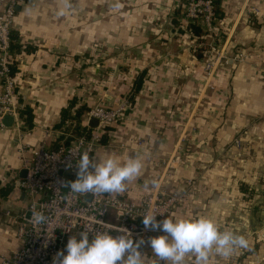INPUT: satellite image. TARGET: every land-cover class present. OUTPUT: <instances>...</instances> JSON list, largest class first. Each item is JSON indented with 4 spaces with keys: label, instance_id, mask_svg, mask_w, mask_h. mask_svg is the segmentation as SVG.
Masks as SVG:
<instances>
[{
    "label": "crops",
    "instance_id": "obj_1",
    "mask_svg": "<svg viewBox=\"0 0 264 264\" xmlns=\"http://www.w3.org/2000/svg\"><path fill=\"white\" fill-rule=\"evenodd\" d=\"M71 3L70 0H24L23 6L16 13L17 20L13 29L16 44L19 45V49L15 51L16 93L20 105L25 104L32 109L33 118L29 127L22 124V121L18 122V126H0V191L1 188L6 189L3 194L0 192V261L3 257L11 256L22 244L16 235L13 221L15 216L25 210L27 200L16 182L20 170L25 168L24 160H29L31 155L29 152L20 155L19 141L38 145L42 140L48 141L54 135L59 136L63 133L57 127L61 120V110L67 108L73 99L76 103L70 107L71 112L88 101L84 96L83 85L85 77H88L83 72L85 61L82 56H78L87 51V48L77 51L78 45L73 44L74 30L68 23L74 18L69 6ZM146 3L150 2H144ZM219 8L223 14L222 19H218V24L224 30L222 49L237 28L226 49L233 52L239 46L252 53L240 68L230 63L218 74L216 83H223V98L228 96L226 103L230 104L221 108H206L203 111L205 118L201 120V113H195L186 138L176 139L178 133L185 130L184 121L193 111L184 117L186 114L181 109L189 102L183 101L187 99L185 95L191 94L184 89V75L192 76L191 69L185 72L186 62L180 48L166 39L162 45H137L136 49L144 48L141 51L145 53V60L141 65L144 70L136 74L133 82H128L134 84L136 80H140L139 88L132 89L135 95L132 112L124 125L114 130L113 135H108L107 143L114 144L116 150H111L105 144L97 149L94 156L97 159L118 157L122 163L130 157H141V174L127 184L124 192L113 193L114 196L142 200L159 185L168 192L182 187L188 178L195 179L192 192L185 194L183 203L170 216L176 219L205 216L213 219L216 224L223 217L222 214L229 215L228 212L233 207L231 183L234 172L226 162L228 167L219 168L215 164L217 148H226L236 128L240 129L239 123L233 118L232 96L235 103L240 104L243 115L241 125H246L244 132L247 139L251 140L247 143L248 148L257 150L264 145V124L249 125L252 117L264 114V0H220ZM254 9L257 14L253 12ZM80 14L90 17L89 13ZM170 23L175 24L177 20L171 19ZM228 28L230 31L226 32ZM131 30L137 31V28ZM169 48L177 50L174 58L161 59L160 57L167 56L165 54H168ZM141 51L136 50L130 66L134 67L142 62L137 59L142 58ZM155 55L160 59L154 60ZM76 66L80 67L79 71L74 70ZM74 71L78 73L74 74ZM93 72H97V67ZM118 91L114 90V94L106 97L107 100H113ZM138 136L144 138L140 146L135 140ZM116 143H123L130 150H119ZM179 147H183L182 158L178 157L177 160L174 152ZM260 158L263 159L264 156H259L257 152L254 159ZM236 184L238 192L240 183ZM241 215L236 217L241 218L240 223L246 225L249 222L248 214ZM108 220L113 221L114 217L109 215ZM164 234L158 231L152 237ZM141 252L144 264L157 262L147 242ZM249 258L255 259V264H264V256L257 251L250 252V255L247 252L242 254L240 264H248ZM225 259L227 258L213 254L210 264H226ZM184 264H194V257H186Z\"/></svg>",
    "mask_w": 264,
    "mask_h": 264
},
{
    "label": "rangeland",
    "instance_id": "obj_2",
    "mask_svg": "<svg viewBox=\"0 0 264 264\" xmlns=\"http://www.w3.org/2000/svg\"><path fill=\"white\" fill-rule=\"evenodd\" d=\"M62 1L64 2V0ZM70 1L72 3L69 6L71 7V14L74 18L69 20L68 23L74 30L72 35L73 44L78 45V47H76L77 51L87 48V51L78 55L80 57L82 56V59L85 61L83 72L88 75V77H85V83H83L85 86L84 96L88 100L84 103L88 109L85 110L81 116V121L86 118L88 112L97 105H101L106 109H113L118 106L122 100L128 99L130 106L122 117L117 121L105 124L110 128L108 135H113L114 130L124 125L126 119L130 116L129 113L132 112L134 104L135 95L133 94V84L131 83L136 74L144 70V68H141V65L145 60V53L141 51L144 49L141 47L137 49L141 51L142 58L138 57L137 59H140L142 62L134 67L130 66L132 57L136 54V46L145 43L162 45L166 40L180 48L179 51L182 53L181 55H183V59L186 62L185 72H189L191 69L190 73L192 74V76L184 75L186 83L184 84V89L186 92H191V94L185 95L187 99L183 101L186 102L189 100V102L184 104V108L181 109L186 114L184 117H186L187 113H190L191 110L193 111L184 121L185 130H181L176 139L179 137L186 138L188 135V128L192 126L191 124L195 113H201L199 115L201 120V118H205L203 111H205L206 108H221L223 105L230 104V102L226 103V98H229L228 96L223 98V83H221L222 85L216 83L219 79L218 74L224 67L227 68L230 63H234L235 66L240 68L241 65L246 64L247 59L252 54L243 48L241 49L239 46L237 50L233 52H228L226 49L229 42L233 39L237 28L233 30L227 40V45L222 49V44L224 42H222V35H224V30L218 24L219 22L216 15H213L214 19L211 22V30L202 26L199 36L192 34L190 24L193 23H190L187 17H185V14L188 13V7L194 6V4L190 5L191 0ZM144 2L150 3L144 4ZM117 3L120 5L119 8L115 7ZM212 4L214 12L215 5L214 3ZM205 8L206 7H204V9ZM80 12L89 13L90 17L86 18L82 16ZM204 16L205 12L198 13V16L194 17V25L200 24ZM171 19L177 20V23H170ZM81 27L82 31H80ZM136 28L137 31L131 30ZM229 31L230 28L226 30V32ZM12 36L16 38L14 32H12ZM129 43L132 45H129ZM212 47L214 49H212ZM176 51L177 50H173V48H169L168 54H165L167 56H162L160 58L164 60L173 59V55ZM240 52L247 55L246 60H240V57H237V54ZM159 53L163 55L162 52L159 51ZM198 55H200V57H198ZM160 58H157L155 55L154 60H159ZM211 61H214V64H211ZM95 67H97V72L94 73L93 70ZM79 69L80 67L76 66L74 70L79 71ZM83 69L81 68L80 71ZM77 71H74V74L78 73ZM130 80L132 82L128 83ZM227 88H229V86H227ZM114 90H119L116 93L117 95L113 97V100H107L106 97L110 96V94H114ZM231 98L234 108L233 118L239 123L240 129L236 128V131H234L232 135L231 142L226 148H217L215 164L218 167L231 166L234 172L232 179L233 183H231L233 186V191L231 192V203L233 207L229 210V215H226V213L222 214L223 221L222 218H219L217 225L221 231H232L238 235L245 236L249 241V247L247 249L238 248L229 258L224 260L226 264H240L241 256L246 252L250 255V252L257 251L261 256H264V158L254 159L257 156V152L259 156H264V145L258 147L257 150L248 148L247 143L251 142V140L247 139L244 132L246 131V125H241L243 115H241L240 104L235 103L233 96ZM255 123L256 126L264 124V114L252 117L249 125ZM71 126L72 124L68 122L66 134L68 133L75 136V134L70 131ZM78 129L77 132L79 133ZM135 140L139 146L144 142V138L141 136L136 137ZM107 145L111 150H116L114 144L107 143ZM117 145L119 150H130V148L123 143ZM182 148L183 147L176 148V152H174V157L177 158V160H179L178 157L182 155ZM175 158H172V160ZM225 162L227 165H225ZM166 175L168 176V170L166 171ZM193 181L196 180L193 178L186 179L182 187L180 186L176 191L183 193V197L185 198L187 192H192V185H194ZM241 182L246 183V185H244L246 190L240 192V189H238L237 192L236 183L239 184ZM187 184L188 187L186 186ZM239 187L240 184L238 185V188ZM172 191L175 190H168V192ZM245 214H248L247 219L249 220L248 223L246 222V225L240 223L241 218H238L240 215L244 216ZM224 261L221 260V262ZM255 263V259H248V264Z\"/></svg>",
    "mask_w": 264,
    "mask_h": 264
},
{
    "label": "built area",
    "instance_id": "obj_3",
    "mask_svg": "<svg viewBox=\"0 0 264 264\" xmlns=\"http://www.w3.org/2000/svg\"><path fill=\"white\" fill-rule=\"evenodd\" d=\"M23 1L0 0L1 127H6L2 122L5 115L12 116V125L18 126L19 122L20 103L16 93V76L12 74L10 64L14 58L13 45L16 43L12 36L15 6ZM212 3L213 0H191L190 5L194 6L188 7L185 17L194 24V17L205 12L204 19L198 26L211 30L214 19ZM253 12L257 14V10L254 9ZM238 56L240 60L247 59L243 52ZM210 63L214 64V61ZM129 106L128 99L122 100L113 109L95 106L81 121L77 135L66 134L74 139L69 145L60 144L57 148H50L47 140H42L38 145L19 141L20 155L25 152L31 155L29 160H24L26 174L17 185L26 197L27 206L13 221L16 235L22 244L11 256L3 257L0 264H53V258L66 249L69 239L72 236L79 237L83 231H87L91 239L93 235L104 232L115 237L122 234V229H127L134 240L143 238L147 242L158 231L145 230L143 215L151 211L156 215L157 221H161L182 203L183 193L176 190L166 192L161 185L148 192L142 200L105 194L95 197L93 194H73L68 188L60 187L59 181H75L77 178L76 168L68 169L65 165L69 155H72L73 163L85 150L94 157L97 149L105 145L101 142L102 127L119 120ZM92 117L98 120L97 126L93 128L88 125ZM88 195L90 199L87 198ZM33 206H38L44 212L48 217L47 223L34 225L31 222ZM27 210L30 211L29 218L25 217ZM6 214L10 215L9 212ZM109 215L114 217L113 221L108 220Z\"/></svg>",
    "mask_w": 264,
    "mask_h": 264
},
{
    "label": "clouds",
    "instance_id": "obj_4",
    "mask_svg": "<svg viewBox=\"0 0 264 264\" xmlns=\"http://www.w3.org/2000/svg\"><path fill=\"white\" fill-rule=\"evenodd\" d=\"M115 7L120 5L117 3ZM65 165L68 169L76 168L77 178L75 181H59L60 187L68 188L73 194H93L94 197L124 192L127 184L143 169L139 155L122 163L113 156L97 159L87 150L80 153L75 163L70 154ZM31 212L30 220L34 225L47 223L48 217L38 206H33ZM142 223L145 230L165 233L147 241L157 264H184L188 256L194 257V264H210L213 254L228 258L236 249L249 247L245 236L229 230L221 231L213 219L205 216L180 219L167 216L157 221L156 215L149 211L143 215ZM121 233L115 237L107 232L97 233L90 239L89 233L83 231L79 237L72 236L66 249L53 258V264H144L141 248L145 240H134L127 229H122Z\"/></svg>",
    "mask_w": 264,
    "mask_h": 264
},
{
    "label": "trees",
    "instance_id": "obj_5",
    "mask_svg": "<svg viewBox=\"0 0 264 264\" xmlns=\"http://www.w3.org/2000/svg\"><path fill=\"white\" fill-rule=\"evenodd\" d=\"M213 3L215 5V8H214V15H216V18L218 19H222V11L220 10L219 8V5H220V0H213ZM190 27L192 28V34L193 35H196V36H199L201 34V28L200 26L198 25H194V24H190ZM13 49H14V58H13V61H12V64H10L11 66V72L12 74H15L16 72V58H15V51L19 49V45H17L16 43L13 45ZM198 57H200V55H198ZM140 86V80H136L133 84L132 87H134V90H137ZM75 103H76V100L73 99L71 102H70V105L67 107V108H63L61 110V120L60 122L57 124V127L58 128H61L62 130V134H60L59 136L57 135H54L52 137L49 138L48 140V146L50 148H57L60 144H65V145H69L73 142V137L71 136H68L66 135V131L68 130V128L66 127L67 126V123L70 122L72 124L71 126V132L74 133L75 135L78 133L77 132V129L80 128V123H81V115L82 113L87 110V106L85 104H82V105H79L77 106L73 112H71L70 110V107L71 106H75ZM32 118H33V115H32V109L25 105V104H22L20 105V109H19V121L21 122L22 121V124H26V126H31L32 125ZM79 130V129H78ZM102 130H103V133L101 135V142L103 144H107V140H108V133L110 131V128L107 126V125H104L102 127ZM244 185L242 182L240 183V190L241 192H244V190H246L244 188ZM6 191V189L4 188H1V193L3 194V192ZM107 196H114L113 194H105ZM117 197H122V196H117ZM125 198V197H123ZM154 264H157L154 263Z\"/></svg>",
    "mask_w": 264,
    "mask_h": 264
},
{
    "label": "water",
    "instance_id": "obj_6",
    "mask_svg": "<svg viewBox=\"0 0 264 264\" xmlns=\"http://www.w3.org/2000/svg\"><path fill=\"white\" fill-rule=\"evenodd\" d=\"M23 6V2H18L15 6V17H14V24H13V29H14V26H15V22L17 20V16H16V13L20 10V7ZM2 122L4 123L5 126H11L12 123H13V118L12 116L10 115H5L2 119ZM98 124V120L96 118H90L89 121H88V125L90 127H96ZM26 174V168H22L19 172V175H18V179H17V185L19 184V180L20 178H23ZM88 199H90V195L87 196ZM30 216V211L27 210L26 211V214H25V217L26 218H29Z\"/></svg>",
    "mask_w": 264,
    "mask_h": 264
}]
</instances>
